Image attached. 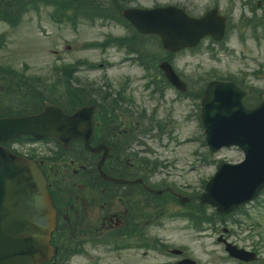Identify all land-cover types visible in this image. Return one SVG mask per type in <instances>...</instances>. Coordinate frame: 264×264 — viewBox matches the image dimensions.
<instances>
[{"label": "rangeland", "instance_id": "rangeland-1", "mask_svg": "<svg viewBox=\"0 0 264 264\" xmlns=\"http://www.w3.org/2000/svg\"><path fill=\"white\" fill-rule=\"evenodd\" d=\"M224 2L225 0H221L222 4ZM209 3L210 0H130L129 4L145 7L181 5L190 13L200 15L209 8ZM239 6L234 12L235 19L243 11ZM243 12L249 14L246 9ZM256 13L264 16L263 2L257 7ZM49 14L48 7L29 11L16 28H11L0 21V35H2L0 65L23 70L28 76L35 77L38 88L46 94L51 88L55 90L53 94L61 90L62 86L54 82L52 72L54 65L59 64L60 61L65 64H75L73 77L77 81L72 80L75 85L88 83L93 87H100L110 92L111 98L114 97L118 87L126 82L125 95L131 97L133 103L124 104L123 107L131 113L134 120L145 112L144 115H147L148 120H144V124L149 122L150 127L154 120H160L165 124L164 133L159 134L158 130L152 127L148 135L137 136L139 141H135L131 146V152L137 154L145 150L144 156L148 166L156 167L153 163H161L157 165L150 178L151 183L174 186L195 196L202 191L203 182L216 170L218 160L236 162L242 159L243 154L236 147L223 148L215 154L209 153L203 143V128L196 116L198 106L194 101L172 100L176 97V92L169 87L164 90L165 96L162 102L149 99L142 91L147 78L142 77L145 70L141 65L130 60L113 65L112 60L119 58L123 50H116L117 53L113 50H109L110 53H103L100 49L83 46L84 42L100 41L107 34H125V29L114 22L104 20H96L94 23L83 20L77 24V29H73L70 25L53 22ZM233 23L236 24L234 20ZM256 35L255 37L246 34L245 42H240L238 38L228 40L224 46L231 52L216 48L212 52H207L205 49L207 41L204 40L199 51H181L175 55L173 61L192 89L205 83L201 76L211 73L220 77L232 74L243 80L245 85L264 90V34L259 30ZM147 46L151 50H156L157 56L165 55L154 40H150ZM77 59H85L96 65L92 68L76 65ZM97 64L103 66L99 68ZM141 122L139 127L144 125ZM157 133L159 136L155 137ZM162 141L167 142L166 148L160 146L163 144ZM171 160L172 162L169 163ZM262 198L264 199V195ZM165 208L171 213L182 207L169 203ZM164 210L160 218L162 225L150 228L154 235L169 240L176 246L187 247L190 255L194 256L199 264H242L225 258L221 245L217 243L216 236L217 229L221 227L220 222L211 225L216 229L204 225L203 228L209 227V231L197 237L199 230H194L181 218H178L177 222H174L176 219L171 221L167 218L169 213H165ZM245 210L253 218L245 220L241 225L232 223L235 219L243 218L239 212L226 220V225L233 229L229 241L246 248H256L261 261L253 264H264V204L259 201L247 205ZM207 211L212 213L214 210L208 206ZM254 221H258L260 227H256ZM128 254L130 256L125 260V253H113L107 245L87 244L84 253L74 255L66 264H166L168 262L166 257L155 252L149 253L144 260L141 259L139 250H129ZM115 255L117 257L113 258Z\"/></svg>", "mask_w": 264, "mask_h": 264}, {"label": "water", "instance_id": "water-1", "mask_svg": "<svg viewBox=\"0 0 264 264\" xmlns=\"http://www.w3.org/2000/svg\"><path fill=\"white\" fill-rule=\"evenodd\" d=\"M127 16L141 31L160 34L165 48L177 50L197 43L209 30L206 21L211 14L194 20L171 7L133 10ZM165 71L177 85L168 66ZM240 95L230 84L210 83L202 108L207 140L214 149L229 140H237L247 152L243 164L222 166L217 178L216 184H224L220 199L231 205L242 201L243 191L254 177L255 160L264 138V111L257 116L243 111ZM84 117L88 119L89 115L77 112L72 117H65L58 108L48 106L36 116L0 119V141L23 132L40 137L49 133L70 139L81 135L80 124L76 121ZM223 137L228 140L221 139ZM261 152L264 154V148ZM219 188L220 185L215 187L216 190ZM48 210V200L34 166L10 156L0 147V264H38L44 258L48 252L46 237L51 228ZM232 254L240 256L235 250Z\"/></svg>", "mask_w": 264, "mask_h": 264}, {"label": "flooded vegetation", "instance_id": "flooded-vegetation-1", "mask_svg": "<svg viewBox=\"0 0 264 264\" xmlns=\"http://www.w3.org/2000/svg\"><path fill=\"white\" fill-rule=\"evenodd\" d=\"M106 120H108V119H103V120H101V121H99V122H97V126H100L101 125V127H100V132H107L108 130H107V128H104V126H103V124H104V122L106 121ZM114 131H118L117 130V128H114ZM127 130L126 129H124V130H122V131H120V132H126ZM114 147V146H113ZM112 169L110 170L112 173H114V172H116V171H123V169H117V167H111Z\"/></svg>", "mask_w": 264, "mask_h": 264}, {"label": "trees", "instance_id": "trees-1", "mask_svg": "<svg viewBox=\"0 0 264 264\" xmlns=\"http://www.w3.org/2000/svg\"><path fill=\"white\" fill-rule=\"evenodd\" d=\"M10 5H11V1H10V0H6V1H5V6L8 7V6H10Z\"/></svg>", "mask_w": 264, "mask_h": 264}]
</instances>
